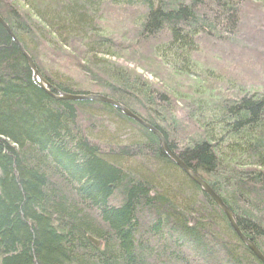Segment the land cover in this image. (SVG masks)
Instances as JSON below:
<instances>
[{
    "label": "trees",
    "instance_id": "obj_1",
    "mask_svg": "<svg viewBox=\"0 0 264 264\" xmlns=\"http://www.w3.org/2000/svg\"><path fill=\"white\" fill-rule=\"evenodd\" d=\"M247 2L0 0V16L50 90L0 22V264H197L211 241L226 264H263L156 134L112 104L56 98L59 90L89 92L71 70L42 65L76 43L86 58L96 50L120 55L128 46L102 27L100 12L108 3L118 12L143 8L133 21L137 40L155 39L160 60L205 85L188 89L179 107L168 91L102 56L78 64L76 75L84 82L93 70L102 74L93 81L104 95L157 127L264 253V91L240 86L223 96L222 74L185 63L205 38L245 49L237 30L246 27Z\"/></svg>",
    "mask_w": 264,
    "mask_h": 264
},
{
    "label": "rangeland",
    "instance_id": "obj_2",
    "mask_svg": "<svg viewBox=\"0 0 264 264\" xmlns=\"http://www.w3.org/2000/svg\"><path fill=\"white\" fill-rule=\"evenodd\" d=\"M4 2L12 4L15 0H4ZM246 4L247 7L244 8L243 13L245 14L244 21L246 23V27L244 30L241 28L237 30V34L241 35L243 39L242 41H245L247 44L245 49L241 48L239 43L228 44L227 41L222 42L214 39L206 40L205 38L200 41L199 48L194 55L192 57L191 55H187L185 58V63H189L187 64L189 67L194 64L195 66H200L203 70L213 71L214 75L222 74L224 77H220L223 80L221 79L219 81H226L227 84H229L228 87H222L229 90L225 92L223 89V96H232V92L230 90L236 89L238 91L240 86H243L251 91H264V18L261 17V15L264 17V0H248ZM40 6L42 5L40 4ZM118 10L120 9L117 7L112 8L110 3L106 4L100 12L103 19H100L99 22L106 31H109L116 41H121L126 48L128 46L127 50L120 52V55L109 54L108 56H104L101 50H96L97 53L93 52L91 56L89 55L86 58V55H84L86 54L85 48L81 45V43H76L72 46V50L70 48L59 47L54 54L50 55V67H54L60 71L71 70V73L73 74L72 78L81 88L85 89V91H88L89 93L104 95L102 88L97 85L98 82L96 83L93 81V78L96 75L99 78H104V76L98 71L93 70L94 76L88 73L84 82H82L79 75H76V68L78 64L84 66L86 64V60H88L87 62L96 64L100 56H102L114 65L124 67L135 72L143 79L145 78L152 85L156 86V88L158 87L160 90L163 89L168 91L171 93L173 101L179 104V107H181V104L185 105L187 101V99H185L186 91L188 89L197 88L198 85L202 84V81L193 75L175 73L170 65L165 64L162 60H160L156 56V52L153 51L155 39L148 41L142 39L137 40L138 38L135 37L137 33L133 21H135L137 16H140L143 8L130 7L123 9V12H118ZM21 11L23 13V9ZM27 20L29 21V19ZM124 34L126 36L129 35L128 37L130 38H122V35ZM13 40L15 41V39ZM18 47L22 51L19 45ZM93 57L98 58L95 59ZM32 61L36 66L33 59ZM27 63L29 65L28 59ZM185 63L183 62L182 64ZM91 68L93 69L91 66L88 70L90 71ZM229 79L234 81V86L230 85L232 82H230L231 80ZM202 85H205V83ZM206 86H212V84H206ZM172 90L176 93L172 94ZM188 111L189 109L186 107V110L182 113H188ZM96 124L99 123L97 122ZM210 244V250L207 253H203L206 260L200 257V255L195 257V261L198 262L197 264H226L223 259L224 256L215 246V243L211 241ZM186 253L187 255H190V251H186Z\"/></svg>",
    "mask_w": 264,
    "mask_h": 264
},
{
    "label": "water",
    "instance_id": "obj_3",
    "mask_svg": "<svg viewBox=\"0 0 264 264\" xmlns=\"http://www.w3.org/2000/svg\"><path fill=\"white\" fill-rule=\"evenodd\" d=\"M0 22L2 24H4V26L8 29V31H10V28L8 27V25L6 24V22L0 17ZM12 35V34H11ZM16 43L20 46V48L22 49L24 55L26 56V58L28 59L29 65L33 71V74L36 78H40L41 80V86L43 88H47L46 85H48V83L46 82V80H44V78L42 77L41 72L36 68V66L34 65L32 58L26 53V51L23 49V47L20 45V42L14 38ZM43 82H45L46 85H44ZM60 95H57L56 98L58 99H69V100H74V101H81V100H94V101H101V102H105V103H109L114 105L115 107L119 108L126 116H128L129 118L136 120L138 123L142 124L143 126L147 127L149 130H151L154 134L157 135V137L159 138L160 144L162 146V148L166 151L167 155L172 158L173 161H175L191 178L192 180H194L205 192H207L208 194H210L214 200L224 209V211L226 212V214L228 215L231 224L233 226V228L235 229V231L237 232V234L239 235V237L244 241V243L247 246H250L252 248L255 249V247H253L252 245V241H250L244 234H242V232L239 230L238 226L236 225V223L233 220L232 214L230 212V210L226 207V205L222 202L221 197L210 187V185L204 181L193 169H191L189 166H187L179 157L178 155H176L174 152L171 151V149L169 148L164 136L157 130V129H153L149 123L145 122L143 119H141L138 115H136L134 112H132L130 109H128L126 106H124L123 104H121L120 102L116 101L115 99L105 96V95H96V94H81V95H75V94H69L66 92H63L61 90L58 91ZM89 239L96 245L99 246L100 245V241L94 239L93 237H89ZM256 253L258 254V256H260V258H263L262 255L255 250Z\"/></svg>",
    "mask_w": 264,
    "mask_h": 264
},
{
    "label": "bare ground",
    "instance_id": "obj_4",
    "mask_svg": "<svg viewBox=\"0 0 264 264\" xmlns=\"http://www.w3.org/2000/svg\"><path fill=\"white\" fill-rule=\"evenodd\" d=\"M108 9H110L109 7H107ZM112 8H114V6H113V4H112ZM127 8H130V7H126L125 9H127ZM1 17V16H0ZM2 18V17H1ZM4 20V19H3ZM5 21V20H4ZM100 20H98V22H99ZM100 23V22H99ZM7 24V23H6ZM101 24V23H100ZM8 25V24H7ZM9 27V26H8ZM9 33L10 34H12V36H13V38H16L15 37V35L13 34V32H12V30H10L9 31ZM17 39V38H16ZM18 41H19V39H17ZM20 42V41H19ZM20 45L23 47V49L26 51V49L24 48V46L20 43ZM26 53L30 56V54L26 51ZM31 57V56H30ZM32 58V57H31ZM49 62H50V60L48 61V62H43V67L46 69V68H48L49 66H50V64H49ZM42 77L44 78V76L42 75ZM36 79V81L40 84L41 83V80H40V78H35ZM44 80H46L45 78H44ZM42 83L44 84V85H46L45 84V82H43L42 81ZM48 83V82H47ZM41 85V84H40ZM47 87H48V85H46ZM47 91H50L49 90V88L47 89ZM81 94H85V93H79V94H75V95H81ZM125 106V105H124ZM129 109V108H128ZM132 111V110H131ZM133 112V111H132ZM136 114V113H135ZM137 115V114H136ZM139 116V115H138ZM141 119H143L141 116H139ZM144 120V119H143ZM145 121V120H144ZM145 122H147V121H145ZM148 123V122H147ZM150 124V126L153 128V129H157V127H155L154 125H152L151 123H149ZM147 128V127H146ZM158 130V129H157ZM151 131V130H150ZM159 131V130H158ZM201 177V176H200ZM202 178V177H201ZM203 179V178H202ZM204 180V179H203ZM205 181V180H204ZM221 200H222V202L226 205V207L230 210V212H231V214H232V217H233V220H234V222L236 223V220H235V218H234V215H233V213H232V211H231V209L227 206V204L223 201V199L221 198ZM217 203V202H216ZM217 205L220 207V209L223 211V213L226 215V217H227V219H228V221L230 222V224H231V221H230V219H229V217H228V215L226 214V212L224 211V209L217 203ZM236 225H237V223H236ZM231 226H232V224H231ZM238 226V225H237ZM233 227V226H232ZM239 228V227H238ZM239 230H240V228H239ZM241 231V230H240ZM242 232V231H241ZM237 233V232H236ZM243 234V233H242ZM238 235V234H237ZM239 236V235H238ZM240 238V237H239ZM241 239V238H240ZM242 240V239H241ZM243 241V240H242ZM251 241V240H250ZM244 242V241H243ZM252 243V245H253V247H255V249L254 248H252V247H250V246H248V248L252 251V253L255 255V257H257L263 264H264V253L259 249V247L252 241L251 242ZM255 250H257L261 255H262V257L263 258H260V256H258V254L256 253V251Z\"/></svg>",
    "mask_w": 264,
    "mask_h": 264
}]
</instances>
